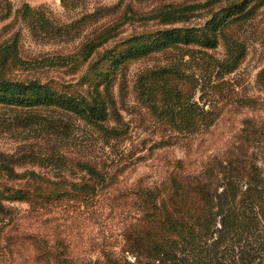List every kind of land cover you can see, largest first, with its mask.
Listing matches in <instances>:
<instances>
[{"label":"rangeland","instance_id":"374dc122","mask_svg":"<svg viewBox=\"0 0 264 264\" xmlns=\"http://www.w3.org/2000/svg\"><path fill=\"white\" fill-rule=\"evenodd\" d=\"M240 3L0 0V78L39 82L94 100V66L107 51H122L131 38L143 43L173 29H203L214 14ZM189 6L195 8L181 21L165 24L156 17ZM255 6L256 1L251 8ZM232 42L241 45L245 57L235 72L224 74L217 65L226 60ZM263 69L260 5L251 18L231 21L215 50L177 45L126 62L111 77L113 101L103 125L59 107L0 105V264H49L45 245L53 248L59 241L78 263L103 259V253L136 262L123 250L124 229L137 215L133 190L161 183L177 160L193 172L217 176L219 193L231 177L243 190L250 180L230 176L233 161L256 168L264 186V134L249 137V126L264 125V91L256 82ZM169 94L173 104L167 103ZM178 94L181 111L171 109ZM190 100L215 117L210 128L205 124L193 135L188 134V119L177 122L175 115L183 116ZM37 184L66 190L72 184H92L95 200L85 207L67 202L45 208L6 199L8 189L33 191Z\"/></svg>","mask_w":264,"mask_h":264},{"label":"trees","instance_id":"16d2710c","mask_svg":"<svg viewBox=\"0 0 264 264\" xmlns=\"http://www.w3.org/2000/svg\"><path fill=\"white\" fill-rule=\"evenodd\" d=\"M239 1L241 3L234 4L231 9L214 14L203 29H173L159 33L158 38L152 37L151 41L147 38L143 43H140L141 39L131 38L122 51L118 52L116 48L107 51L101 63L94 66L97 76L90 82H95L94 100L60 93L39 82L0 78V105L29 109L59 107L81 116L90 124L103 125L113 101L111 77H115L117 70L126 62L177 45L217 49L220 35L231 21L249 19L257 7L264 5V0ZM254 1L257 6L251 8ZM194 8L182 7L156 14V17L169 24L175 19H185ZM230 45L226 60L217 65L224 74L235 72L245 57L240 44L232 42ZM96 47L93 45V51ZM101 65L104 66L102 70L99 68ZM97 78H101L102 82H98ZM107 78L110 80L100 91ZM256 82L264 91V69L258 73ZM175 99L177 102L171 109L178 107L181 111L184 104H180L179 94ZM171 100L172 95L169 94L167 103L173 104ZM184 111L183 116L182 112L175 115L177 122L188 119L187 126L191 127L189 135L198 133L205 124L208 129L215 122L213 113L203 110L194 101L190 100ZM249 133V137H259L260 133L264 134V125L260 129L249 126ZM238 164V161L231 162L233 170L229 173L234 177H249L245 190L236 181H231V177L219 193L217 176L211 174V177H207L205 172H193L184 160H177L172 170L155 187L136 185L133 193L137 215L130 218L123 232V250L135 257L134 263L108 253H103V259L78 263L71 258L68 247L60 241L53 248L45 245L46 260L49 264H260V258L264 255V186L259 181L256 168L249 167L247 163ZM91 173L99 180L97 172L92 170ZM65 188L37 184L33 186V191L29 187L16 192L8 189L10 196L6 199L44 205L45 208L67 202L70 203L64 205L73 203L85 207L95 200L92 195L96 187L92 184H72L69 190Z\"/></svg>","mask_w":264,"mask_h":264}]
</instances>
